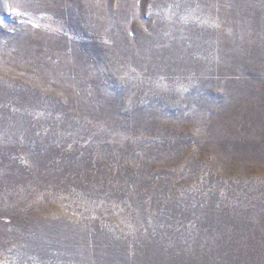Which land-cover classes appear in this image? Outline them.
I'll use <instances>...</instances> for the list:
<instances>
[{"label":"rangeland","instance_id":"obj_1","mask_svg":"<svg viewBox=\"0 0 264 264\" xmlns=\"http://www.w3.org/2000/svg\"><path fill=\"white\" fill-rule=\"evenodd\" d=\"M0 264H264V0H0Z\"/></svg>","mask_w":264,"mask_h":264}]
</instances>
